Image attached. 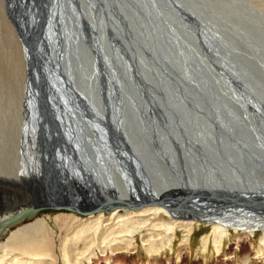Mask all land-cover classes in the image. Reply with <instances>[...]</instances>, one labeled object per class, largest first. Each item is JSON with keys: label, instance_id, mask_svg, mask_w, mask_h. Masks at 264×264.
<instances>
[{"label": "water", "instance_id": "1", "mask_svg": "<svg viewBox=\"0 0 264 264\" xmlns=\"http://www.w3.org/2000/svg\"><path fill=\"white\" fill-rule=\"evenodd\" d=\"M5 4L29 63L28 110L36 108L44 120L55 121L50 142L67 135L72 145L65 141V152L73 161L80 162L81 155L93 162L96 150L85 128L77 131L69 122L64 128L60 122L65 97L74 107L69 110L88 126L104 121L102 108L107 110L106 122L117 118L120 149L128 159L124 166L130 169L133 162L153 180L155 165L185 174V179L201 172V162L230 167L244 176L256 165L263 169L256 159L264 152V10L253 0ZM60 53L64 58L56 71L54 55ZM70 89L76 93L74 100L67 95H73ZM76 100L81 105L76 106ZM148 122H154L150 129ZM111 147L120 153V146ZM51 152L55 164L64 166L59 151L51 146ZM48 169L52 171L43 167L46 176ZM183 182L190 185L187 179ZM101 208H79L71 200L17 211L3 208L0 240L22 220L45 212L89 216Z\"/></svg>", "mask_w": 264, "mask_h": 264}, {"label": "bare ground", "instance_id": "2", "mask_svg": "<svg viewBox=\"0 0 264 264\" xmlns=\"http://www.w3.org/2000/svg\"><path fill=\"white\" fill-rule=\"evenodd\" d=\"M2 12L5 18L8 16L7 19H10L5 0H0V15ZM58 16L61 21L63 16ZM4 23L0 18V31ZM19 44L26 81L29 63L26 62L22 42L19 41ZM59 44L58 41L55 45L59 47ZM54 57V68L59 71L58 66L64 56L60 53ZM16 61L18 63V59ZM57 77L61 79L59 74ZM65 79L73 88L67 74ZM62 83L67 84L60 82V85ZM26 89V86L21 88L22 95L15 97L10 127L4 134L0 133L2 144L6 148L5 153H0V165L6 166L0 170V210L11 208L17 211L35 204L47 205L65 200L73 201L79 208H102L100 212L89 216L63 214L48 221L43 215L25 225L23 223L26 220H22L16 229L0 240V264H59L61 261L63 264H84L83 260L90 264L93 258L104 257L107 251L118 254L122 250L126 253L136 249L133 245L139 234L141 248L148 253L157 254L165 247L174 248L178 233L181 232L183 237L179 242L177 255L180 260L182 254L192 255L191 237L195 235L196 227L202 226L210 228L215 235L213 250L216 253L223 251L227 244L225 238L231 232L237 233V247L245 239H251L255 243V238L262 235L255 254L258 255L256 258L264 260V167L258 168L255 164V169L251 168L244 176V172L230 167L201 162V172L188 174L186 179L190 185L185 187V174L183 176L155 165L154 169L159 174L153 180L150 172L143 173L131 161L129 165L132 171L124 166L128 159L127 153L121 150L117 118L106 122L107 110L102 108L100 116L104 121L98 119L92 127L88 126L74 116V110H69L73 106L64 96L67 108L63 106L64 115L60 122L64 128L67 127V122L77 131L85 128L91 138L89 141L96 150L93 162L78 155L80 162L77 163L73 161L70 152H65L68 151L64 147L66 142L68 146L72 145L67 135H64V140L57 135L55 143L50 142L52 131H55L51 128V123L55 125V121L50 123L47 118L44 120L41 111L36 108L29 112L26 102L30 96L25 93ZM70 90L71 93L74 92V89ZM75 94L67 93L71 100L75 99ZM75 104L81 105L77 100ZM2 117L0 112V132L4 128ZM150 123L152 126L154 122H148L149 129ZM113 145L120 146L117 148L119 154L112 150ZM51 146L59 151V162L64 166L55 164L52 160L54 155ZM256 160L258 164L264 165V152L258 154ZM46 165L52 169H48V176L43 174V167ZM225 172L227 174H223ZM108 223L114 226L109 227ZM117 227L121 230L115 232ZM201 243L200 249L204 255L210 249V236L201 240ZM49 259H53V262H47ZM236 259L232 264H255L250 254L240 255ZM103 264L112 262L106 261Z\"/></svg>", "mask_w": 264, "mask_h": 264}, {"label": "rangeland", "instance_id": "3", "mask_svg": "<svg viewBox=\"0 0 264 264\" xmlns=\"http://www.w3.org/2000/svg\"><path fill=\"white\" fill-rule=\"evenodd\" d=\"M253 2H256V4H258V6L262 10H264V0H253ZM0 16H1L0 18H1L2 22L3 23L5 22L4 26H1V31H0V41H1L0 42L1 43L0 44V90H1L0 91V112H2V116H3L2 120H3V125H4V126H2V128L4 127L2 129L3 131H1L0 133L4 134L5 130L10 127L9 124H11V118H12V114H13V104L15 101V97L19 98L22 95L20 90H21V88L24 89V87L26 86V81H25V73H24V63H22L23 60H21L22 59L21 53H20L21 48L18 49L20 47V44H19L20 40L16 37L17 34H15L16 31L14 30L15 26L10 21V19H7V18H9L8 16H6L7 18L4 17L3 12L1 13ZM5 27H6V29H5ZM15 40H16V42H15ZM7 41H9V43ZM12 43H14V44L12 45ZM9 47H10V49H9ZM8 50H10L14 53L12 54V52H10ZM17 59H18V63L16 61ZM16 66L18 69L16 68ZM18 66L20 67L21 70L19 69ZM16 71H18V72H16ZM16 74H18V75H16ZM18 90H19V92H17ZM1 94L4 96H2ZM19 94H21V95H19ZM4 114H5V116H4ZM8 118H9V120H8ZM0 140H2V141H0L1 142L0 143V153L1 152L5 153L6 148L4 147V144H2L3 139L1 138V136H0ZM0 162L2 163V161H0ZM2 167L6 168V166H3V164H2V165H0V170H2ZM63 214L64 215H72L73 214L77 217H81L79 214L66 212V211L45 212V213L37 216L36 218H34L31 221L24 222L23 225H25L27 223L29 224V223L33 222L35 219L41 218L43 215H44L43 217L48 219V221H50L51 218H52L51 221H53L54 217L59 216V215H63ZM108 225H109V227L114 226L113 224H110V223H108ZM114 230H115V232H118V230L120 231L121 229H120V227H117ZM195 231H196L195 235H193V237H191V243H192L191 246H192V250H193L192 255L189 254L188 256H183V254H182V257L180 260L177 258V255H178L179 242L182 240V237H183V234L181 232L178 233L179 237L177 238V241L174 244V248L173 247H169V248L165 247L163 251L162 250L159 251L160 253L159 252L157 254H156V252L155 253H151V252L148 253L144 248H141L142 244L140 241V234H139V235H137V240L134 241V245H133V248H136V249H132V247H130V249H132L130 252L125 253V252H123V250L122 251L120 250L122 253H118V254L117 253L112 254L109 251H107V253L104 257L99 256L96 259L93 258V260H91L90 264H103L106 261L107 262L111 261L112 264H117V263L118 264H149V263H151V264H182V262L184 264H232V263H235V261L237 260L236 258L238 256H240V255L244 256L245 254H250V256L252 255L255 264H264V260L262 258H259V259L256 258V256H258V255L255 254L257 252V251H255V249L258 248L260 243H261L260 241H261L262 235L257 236L255 238V243L251 239H247V240L245 239L244 242L240 241L239 246L237 247L236 242H235L237 233L231 232L225 238L226 239L225 244L226 243L227 244L224 246L223 251L221 253H216L215 249L213 250V240L215 238V235L213 234L212 230L208 227L206 228V227L202 226L200 228L196 227ZM207 236H210L211 245L209 243L210 249L207 252L205 251V254L203 255V252L200 249L201 245H202L201 240L205 239ZM254 246H255V248H254ZM170 248H172L173 250H170ZM174 249H175V251H174ZM134 250H136V251H134ZM236 250H237V254H235ZM83 261H84L83 262L84 264L87 263L86 260H83ZM47 262L52 263L53 259L52 260L49 259ZM44 264H46V263H44ZM52 264H57V263L53 262ZM59 264H63L62 261Z\"/></svg>", "mask_w": 264, "mask_h": 264}]
</instances>
